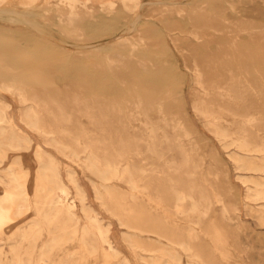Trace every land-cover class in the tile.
<instances>
[{"label": "bare ground", "instance_id": "obj_1", "mask_svg": "<svg viewBox=\"0 0 264 264\" xmlns=\"http://www.w3.org/2000/svg\"><path fill=\"white\" fill-rule=\"evenodd\" d=\"M16 1L0 0V16L9 14L11 21L22 18L26 22L29 21L27 15L29 10L15 9ZM19 2L27 6L26 8H29L28 6L43 8L46 20L57 26L65 38L81 43L78 55L101 57L102 61L97 64L99 69L93 70L83 63L84 60L71 58L72 52L67 49V52H55L47 43L43 45L41 43L43 41L37 44L36 36L24 35L26 44L14 51L9 49L10 45L3 46L2 39L0 93H10L25 106L23 120L28 126L41 132L50 142L48 144L58 143L61 148L74 154L85 152L87 156L83 162L90 172L101 176L106 182L118 180L129 185L130 191L126 190L128 193L117 195L115 187H111L107 195L98 192V198L112 215L118 217L122 225L135 231L133 234L130 233L132 245L144 246L136 232H150L156 234L158 238L167 240V244L164 246L161 244L163 247L160 253L163 257H157L158 254L151 255L153 257L146 258L145 264H183L180 249L189 255L190 264L206 262L205 256L194 241L199 228L196 225L208 218L216 204L222 206L221 215L224 219L230 217L232 213L237 216L240 207L237 201H233L236 198L232 197L228 172L221 168L223 162L220 161L218 153L211 149L205 156L201 155L205 151L199 152V144L205 140L191 123H184L190 122L184 89L188 85L186 83L188 77L191 78L189 82L193 84L190 88L194 95L192 100L195 112L206 122V126L220 143L224 142L227 146L232 142L247 152L264 155V142L261 144L256 142L258 137H262L259 132L264 130V83L256 76L259 69L257 70L255 64L253 48L244 43L243 35L240 34L245 30L243 24L247 21L241 18L230 20L226 16V10V14L217 16L215 11H204L205 7L189 10L184 2L165 1L157 2L161 8L147 14L145 22L148 26L145 28L136 30L133 26L123 33L106 38L113 28L110 26L111 22L102 18L101 14L114 16L118 14L119 6H122L126 13L135 15L136 25L142 21L141 10L145 5L144 1ZM233 2L227 3V6L235 11L237 4ZM152 4L154 3H151V6ZM187 14L189 17L192 16L191 29L181 27L179 18H186ZM158 20L165 24L164 28L159 27ZM104 35L105 39H101L99 43L87 44ZM254 35L252 30L249 37L254 38ZM169 42L175 45L180 55L170 49ZM14 44L16 43H12ZM179 56L182 64L180 61L178 64ZM261 58L263 59L262 56ZM263 69L260 70L263 72ZM105 74L110 78L113 88L107 93L103 91L109 98L106 95L103 97L94 89L96 79ZM70 78H77L76 82L63 85L58 82ZM123 78L126 79L124 82L126 86L123 85L122 90L115 89L114 82H120ZM84 79H88L86 83L83 82ZM88 92L94 93L91 95ZM10 108L11 104L0 96V166H5L3 169L0 167V172H4V176L0 175V186L3 187L0 193V229L1 226L5 228L2 225L5 220L14 219L19 222L32 211L27 167H23L20 156L9 157L12 151L22 152L31 149L32 140L13 123L9 115ZM84 117L89 123L82 122ZM62 137L70 138L71 143L67 144ZM188 139L193 141L187 142ZM207 156L212 159L210 163L206 162V159L209 160ZM36 158L39 162V184L38 182L36 184L41 190H46L47 202V207L41 208L40 214L44 220L46 219L48 229L46 232L52 236L46 242V247L43 245L46 248L44 252L46 258L42 253L40 260L47 263L52 250L66 245L79 232L83 233L79 235H82L85 248L88 247L95 252L101 241L118 258L120 251L110 237L111 224L105 225L94 208L87 204L86 194L78 186L76 179L72 178L76 185L74 188L76 197L71 201V191L63 182L58 159L41 146L37 148ZM248 166L261 171L264 170V161L260 165L250 162ZM259 184L264 187V179L260 180ZM259 194L264 196V190ZM257 196L259 198V195ZM78 202L81 203L86 219L82 226L76 212ZM171 218L186 219V226L179 228L178 220L172 223ZM41 223L39 220H33L29 227L25 229L20 227L23 240L35 238L42 233L44 227ZM220 232L212 233L213 238L219 240L222 236ZM31 240L33 239H30L28 244ZM35 241L37 240H33ZM28 247L30 252L25 251L28 254L33 253V246ZM225 247L228 249V246ZM156 248L152 245L147 251L155 252ZM208 250L210 252V249ZM231 251V254H235L232 247ZM29 260L30 257L27 261ZM27 261L25 258L26 264ZM118 264L130 263L127 258H123Z\"/></svg>", "mask_w": 264, "mask_h": 264}, {"label": "rangeland", "instance_id": "obj_2", "mask_svg": "<svg viewBox=\"0 0 264 264\" xmlns=\"http://www.w3.org/2000/svg\"><path fill=\"white\" fill-rule=\"evenodd\" d=\"M19 1H21V0H17L15 2V4H16V5H14L15 9H17L19 11H26L28 9L29 11L27 10L28 11L27 15H28L29 21L26 22V20H24L23 18L21 20H18V21H11L9 18L10 17L9 14L1 15L2 17L0 16V41L2 39L3 40L1 41L2 43L1 42L0 43L3 46L8 47V45L11 46L12 43H16V44L12 45L15 48H13L12 46L11 47L9 46V49L14 51V50H16V48L17 49L22 48L26 44V39L24 38V35H29V36L32 35L34 37L35 36L37 37V38L35 37V39L38 40L37 44L42 43L43 45H45V43H47L48 46L51 48V50L55 51V52H64V51L67 52V50H69L72 52V54H70L71 58L84 60L83 63L93 70L99 69L97 64L102 61L101 57L95 58V57H90V56H86V55H82V54L78 55L77 52H79L78 48L81 45V43L77 42L76 40L72 41V39L65 38L64 34L61 33L60 29H58L57 26H55L54 24H53L54 26L51 25L52 23L50 24L49 21L46 20V12L43 8H39V6H38V8L37 7H30V6H28L29 8H26L27 6L25 7L23 4H22L23 5L22 6ZM143 1H144L145 5L142 7V10H141V13H143L142 14L143 17H142V21H141L142 23L139 22L138 24L134 25L135 15L131 14V13L130 14L126 13L125 10L123 9V7L119 6V12H118V14H115L114 16L113 15L108 16L105 14H101L102 18L107 19L109 21V23L111 22L110 26H112L113 30H111V32L109 33L110 35L107 34L108 37L106 35H104V36L100 37L99 39H96L92 42H88L87 44L92 45V44H94V42L99 43L101 41V39L102 40L105 39V36H106V38H109L115 34L123 33L124 30H126L130 27H133V26L135 27L136 30L145 28L146 26H148L147 23L145 22V19L148 18L147 14L152 12V10H154V9H160L161 8V5H158L157 2L158 3H164L165 1H168V2L169 1L170 2H184L187 9L190 8L189 10L196 9L197 7L204 9V7H205L204 11H215V15H217V16H223L224 13L226 14V12H227L226 16L230 20H232V19L237 20V19L241 18L242 20L244 19L245 22L247 21L246 24H243V27L245 28V30L240 34L243 35L242 40L244 41V43L247 46L251 47V49L253 48L252 50H253L254 55H255L254 58H256L255 64L257 66V70L259 69L258 70L259 72H257L256 76H258L257 78H259L258 80H260V82L264 83L263 82V80H264L263 75L264 74H262L264 72V69H263L264 68L263 67L264 66V63H263L264 62V60H263L264 59V35H263L264 34V30H263L264 29V26H263L264 25L263 24L264 23V0H247L250 3H248L245 0H228V2H227V0H220V1L219 0H194V2H193V0H143ZM207 1H209L208 4H207ZM231 1L232 2L234 1V2H236L235 4H237L235 11H232L227 6V3L231 2ZM151 3H154V4H152V6H151ZM198 3H199V5H198ZM189 5H190V7H189ZM201 5H203V6L201 7ZM33 9L35 11H33ZM225 10H226V12H225ZM133 15H134V17H133ZM185 16H187L188 19H187V17L186 18L183 17L185 19L179 18L181 20V24H182L181 27L185 28V29H189V28L191 29L193 27L192 16L189 17L188 14ZM242 17H244V18H242ZM143 21L146 23V25L144 24ZM157 22H158L159 27H161V28L165 27V24L163 22H160L159 20ZM161 23H163V24H161ZM252 30L255 34L254 38L249 37L250 34L252 33ZM164 32H166V31H163V33ZM178 32H180V31H178ZM20 35H22V36H20ZM262 37H263V39H261ZM9 38L10 39L13 38V39L9 40ZM40 41H43V42L40 43ZM3 43H5V44H3ZM18 44L19 45L21 44V45L19 46ZM172 44H173L172 42H169V45L171 47L170 49L172 51H176L180 55V52H178V49L175 47L174 44L173 45ZM259 44L263 48H261L259 46ZM58 49L60 51H58ZM261 56L263 57V59L261 58ZM180 57L181 56L177 57L178 58L177 59L178 64L180 62L182 64V60ZM259 60L262 62H260ZM180 67H181V65H180ZM260 69H263V72ZM75 79H77V78H70L66 81H58V82L61 85H63L64 83H71L72 84V83L76 82ZM189 79L191 80V78L188 77V79L186 81V83H188V85L184 89V92H185L184 97L186 99V103L188 106V112L190 113L189 114V116H190L189 121L190 122L188 121L189 123H187V122H184V123H186V124L191 123V125H193L194 128L199 130L201 136L205 140V142H202L201 145L198 143L200 146L199 152L201 153V152L205 151V152H203V154L201 153V155L205 156V153L210 152L211 149H213V150L215 149L214 151H216L218 153V156L220 157V161H222L223 164H226V165L222 164L221 168H223V170L228 172L229 182L232 186V197L236 198V199H233V201H237V203L239 204L238 206L240 207V212L237 216H236V214L232 213V215L230 217L224 219V218H222V215H221L222 206L220 204H216L213 206V210L209 214L208 218H205L201 222L202 224L199 223L198 225H196L199 227L197 229L196 235L197 234H200V235H197V237L195 235L194 241L197 244L198 248L202 251L203 255L205 256L204 258L206 259V262H204L203 264H225V262H227V264H231V263L232 264H234V263H236V264H238V263L239 264H260V263L264 264V200H263L264 198H262L264 196L259 194L261 191L264 190V187H262L259 184L260 180L264 179V170L260 171V170H256V169H251L248 166V164L250 162H254V163L259 164V165L262 164L264 161V155L262 153H258V152H247L232 142H231L232 145H231V143H229L230 145L228 144L227 146L224 144V142L220 143V140L215 136V134L208 129V127L206 126V122L203 119L199 118L195 112V109L193 106V100H192L194 95L191 93L192 91L190 88V86L193 84H191V82H189L190 81ZM87 80L88 79H84L83 82L85 81V83H86ZM110 81L111 80L108 77V75L105 74V75L101 76L100 79H96L97 83H96V86L94 89L98 90L96 92L100 93V95L102 94V96L104 97L106 95L105 93H107L109 91V89L111 88ZM124 82H126L125 78L121 79L120 82L116 81V82H114L113 87L115 89L122 90L126 86V84ZM123 85H124V87H123ZM111 89H113V88H111ZM101 91L102 92L104 91L105 93L103 92L104 93L103 94ZM91 93H94V92H90L89 94H91ZM91 95H93V94H91ZM0 96L3 99H5L8 103L11 104V108L9 109V115L12 117L13 123L16 125V127L18 129H20L24 134H26V136H28L32 140V145L30 147L31 149L26 150V151H22V152L12 151L9 153V157H11V158H14V157L16 158V157L20 156V160L22 162L23 167H25V168L27 167V171L29 173L28 177H27V183H28V188H29V193H30L29 195L31 198L30 200H31V204H32L30 211L31 210L32 211L29 212L30 217H29V215H26L19 222H17L14 219H10V220H12L11 221L12 223L10 222V220H5L8 222V223L6 222V225H4L5 221H4V223H2V225L5 226V228H3L1 226V229H0V232L2 231L0 233V259H1L0 264H20V263L26 264L25 258L27 261L29 259V257H30V260L27 261V264H51V263L52 264H89V263L90 264H114V263L118 264L119 262H121L123 260V258H127V260L129 261L130 264H145L146 262H144V261H146L147 259H150L151 257H153L156 254H158L157 257H161V258L163 257V256H161L162 254L160 252H161V248L165 244H167L166 239L158 238L156 234H153L150 232H144V233L143 232H139V233L136 232L139 235V238L141 237L140 240L144 243V246L143 247H137V246L132 245L131 239H130V233L133 234V233H135V231L132 229H129L128 227H126L124 225H122L120 220H118V217L112 215V213H110L103 206L101 200L98 198V192L101 194L103 193V195H107L108 192L110 191L111 187H115L117 195H121L123 193H128V192H126V190L130 191L129 185H127L123 181L118 182V180H112V181L110 180L111 182L107 181V182H109V183H107L106 181H104V179H102L101 176H99L97 174L95 175V173H93L92 171L90 172V170L84 165V162H83L86 160L85 157L87 156L85 152L81 151L80 154H74V153H71V152L61 148L58 143L48 144L50 142L48 141V139L46 137H44V135L41 132L32 128L30 125L28 126V124L23 120L22 113H23L25 106H22L19 103V101L17 100V98L16 97L14 98L10 93H0ZM11 97H13V98H11ZM106 97L109 98L108 94L106 95ZM82 122L85 124L89 123L85 117L83 118ZM51 124H53V123L51 122ZM45 127H46V121H45ZM259 133L262 134V137L264 136V134H263L264 130H261ZM262 137H258L259 139L257 138L256 142L259 144L264 142L263 141L264 138H262ZM260 138H261V142H260ZM62 140H64L67 144L71 143V139L68 137H62ZM190 141L192 142L193 140L192 139L187 140V142H190ZM234 145H236V146H234ZM39 146L44 148V150L47 151L49 154L56 157L58 159V161L60 162V164H61V175L63 178V182L70 188V191H71V195H70L71 201L74 199V197H76V189H74L76 187V185L73 183V179H76L78 186L86 194L87 204L94 208V210L98 213L99 217L102 219V222L105 225L111 224L110 237H111V240L114 242V245L120 251V255H118V258L115 257L112 254V252L110 250H108L106 248L105 244H103L101 241H100L101 243L99 242L98 249L95 252H92L88 247L85 248L84 247V246H86L85 242H83V240L81 239L83 233L79 232L77 234V236L74 239L70 240L66 245H63L61 247H56L54 250H52V253L49 256V261L47 263H44L45 261L43 262L40 260L42 253L46 252V248H45L46 242L49 239H51L52 236L49 232H46V230H48V229H46V219L44 220L40 214V209L46 208L47 202H46V190L45 189L41 190L40 188L37 187V186H39L38 185L39 184V178H38L39 162L36 158V151H37V148ZM24 152H27V153L25 154ZM247 153H249V154H247ZM75 155H76V157H75ZM74 157H75V160H74ZM206 158L209 159V160L206 159L207 163H210L212 161V159H210L211 158L210 156H207ZM240 158H241V160H240ZM251 158H254V159H251ZM8 160H9V158H8ZM76 160L78 162H76ZM233 160H236V161H233ZM237 160L240 161L241 163L237 162ZM245 161H248L249 163L245 162ZM244 162H245V165H244ZM237 163L238 164L240 163V164L238 165ZM0 167H1V169H3L5 166L1 165ZM73 174H75V175H73ZM0 175L4 176V172L1 171ZM98 176H99V178H98ZM258 180H259V182H258ZM102 181H104V182H102ZM37 182H38V184H36ZM2 189H3V187L0 186V193H2V191H3ZM35 190H36V192H35ZM38 191H42V193L38 192ZM37 192L39 195H37ZM251 194H253V195H251ZM256 195H259V198H258V196L256 197ZM38 196H40V197H38ZM34 200H36V201H34ZM33 203L36 205H34ZM76 212H77V215L80 219V225L82 226L86 222V219L84 218L82 206H81V203H79V202H78V207H77ZM81 217H83V219H81ZM33 220H36V221L39 220L40 223L43 221L41 223V226L44 228H43L42 233H40L38 235L39 237L37 236L35 238H30L33 240L36 239L37 241H35V242L37 244L35 242H33V240H31V243L28 244L30 242V239L29 240L24 239L26 241V242H24L23 235L21 234L22 231H20V227H23V229L29 227L33 223ZM175 220L176 221L178 220L177 223H178L179 228H184L186 226V219H184V218H175V219L171 218L172 223ZM13 221L14 222L16 221L17 223L15 222L16 223L15 224ZM179 222H180V224H179ZM216 224H217V227H216ZM204 228H205V230H204ZM215 231H218V232L221 231L220 235H222L221 237H223V238L220 237L219 240L213 238L212 233H215ZM80 233H82V235H79ZM249 233H250V236H249ZM224 235H226V236H224ZM201 237H203V238H201ZM224 237H226V238H224ZM226 239H228V240H226ZM21 240L23 241V243ZM143 240L146 241V243ZM80 241H81V243H80ZM128 241H130V242H128ZM16 242L17 243L19 242V243L17 244ZM83 243H84V246H83ZM225 243L226 244L228 243V244L226 245ZM11 244H13V245H11ZM161 244L163 246H161ZM16 245H18V246H16ZM28 245L31 247L33 246L32 247L33 253H31V254H28V252H30ZM43 245H45V247ZM80 245H82L83 247H81ZM152 245L157 247L155 252L147 251V249L149 247H151ZM19 246H22V247H19ZM34 246H36V247H34ZM225 246H228V249ZM260 246H262V247H260ZM10 247H12V249ZM217 247H219V248H217ZM231 247H232V250L235 252V254L230 253V252H232ZM42 248H44V249H42ZM80 248L82 250H80ZM213 248H215V249H213ZM15 249H17V250L15 251ZM75 249H76V251H75ZM85 249H86V251H85ZM134 249L136 250V252ZM208 249H210V252ZM25 250H27L28 252ZM100 250H102V252ZM103 251H106V252L103 253ZM179 251L182 255V263L183 264H190L191 258L189 257V255L186 254L185 252H183L181 249ZM107 252H109V253H107ZM134 252L136 254H134ZM217 252H220V253L217 254ZM15 253L18 254L19 256L18 255L16 256ZM78 253H80L81 255L82 254H84V255L80 256V254H78ZM93 253H94V255H93ZM5 254H6V256H5ZM99 254H100V257L98 258ZM104 254H105V258H104ZM222 254H224V255L222 256ZM226 254H227V256H225ZM230 254L233 256V258H235L234 260ZM43 255L46 258V253H44ZM85 255L88 259L85 257ZM106 255H107V257H106ZM151 255H153V256H151ZM89 256H92V257L90 258ZM221 257H223V258L221 259ZM112 258H114L113 261H112ZM230 258H232V259H230ZM89 259H90V261H89ZM223 259H225V260L223 261ZM256 259H257V261H256ZM12 262H14V263H12Z\"/></svg>", "mask_w": 264, "mask_h": 264}]
</instances>
